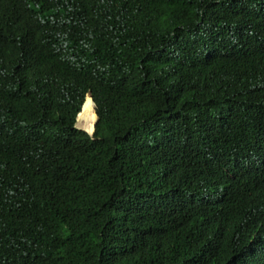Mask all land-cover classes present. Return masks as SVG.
Here are the masks:
<instances>
[{
  "label": "trees",
  "instance_id": "trees-1",
  "mask_svg": "<svg viewBox=\"0 0 264 264\" xmlns=\"http://www.w3.org/2000/svg\"><path fill=\"white\" fill-rule=\"evenodd\" d=\"M251 4L0 0V264H264Z\"/></svg>",
  "mask_w": 264,
  "mask_h": 264
},
{
  "label": "rangeland",
  "instance_id": "rangeland-1",
  "mask_svg": "<svg viewBox=\"0 0 264 264\" xmlns=\"http://www.w3.org/2000/svg\"><path fill=\"white\" fill-rule=\"evenodd\" d=\"M257 1V0H249V3H252L251 5H250V9H253L254 11H255V2ZM254 2V3H253ZM256 18V17H255ZM253 19V17L250 19V21H251V30H254V31H256L257 32V24L259 23V21L258 20H256L255 19V21H253L252 20ZM248 31H246V33H247ZM259 32V34H261L260 33V31H258Z\"/></svg>",
  "mask_w": 264,
  "mask_h": 264
},
{
  "label": "water",
  "instance_id": "water-1",
  "mask_svg": "<svg viewBox=\"0 0 264 264\" xmlns=\"http://www.w3.org/2000/svg\"><path fill=\"white\" fill-rule=\"evenodd\" d=\"M87 95H88V94H87ZM88 96H89V95H88ZM83 99H84V98H83ZM89 100H90L91 104L93 105V102H92L90 96H89ZM81 105H82V103H81ZM80 108H81V106H80ZM79 112H80V109H79V111L77 112V114H76V116H75L74 127L77 128V129L82 130L83 132H85L84 129H82V128H78V127L76 126L77 116H78ZM93 113H94V109H93ZM95 120H96V116H95V113H94V121H93V123H92V132H91V135H89V134H87V133L85 132L90 138H92V134H93V129H94V123H95Z\"/></svg>",
  "mask_w": 264,
  "mask_h": 264
},
{
  "label": "clouds",
  "instance_id": "clouds-1",
  "mask_svg": "<svg viewBox=\"0 0 264 264\" xmlns=\"http://www.w3.org/2000/svg\"><path fill=\"white\" fill-rule=\"evenodd\" d=\"M249 30H251V28L247 30L248 31L247 33H249ZM261 39H262V41L264 43V33H261Z\"/></svg>",
  "mask_w": 264,
  "mask_h": 264
}]
</instances>
